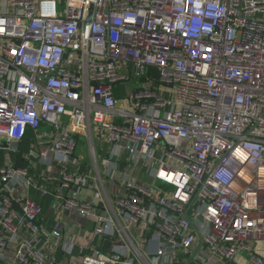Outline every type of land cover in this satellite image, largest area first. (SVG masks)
<instances>
[{"label":"built area","instance_id":"built-area-1","mask_svg":"<svg viewBox=\"0 0 264 264\" xmlns=\"http://www.w3.org/2000/svg\"><path fill=\"white\" fill-rule=\"evenodd\" d=\"M0 141V264L73 254L35 192L79 264H264V0H0Z\"/></svg>","mask_w":264,"mask_h":264},{"label":"crops","instance_id":"crops-1","mask_svg":"<svg viewBox=\"0 0 264 264\" xmlns=\"http://www.w3.org/2000/svg\"><path fill=\"white\" fill-rule=\"evenodd\" d=\"M45 140H48V139H45ZM23 145H28V144H27V142H24L21 146H23ZM21 149H22V147H21ZM87 150H88V145H87ZM80 155L81 154H79L78 156L81 158V160L85 161V159L82 158ZM20 159H21L20 156L18 154H16L15 160H17V162L21 163L19 161ZM99 159L101 160V157H99ZM106 187L111 192H113L115 190H119L118 187L116 185L112 184L110 181H108V183L106 184ZM92 191H93V189L91 188V186L89 188H86V190L83 192L82 197L84 195L90 196V193ZM33 196L35 197L34 198L35 200L40 199V201L44 204L45 222H46L47 226L52 227L54 225L55 221L58 220V221H61L62 223H64V225L66 226V229L68 231L75 233V236H76L75 244H77V245L73 250V254L71 256H68L61 248H55L53 250V253H54V257L56 258V263L57 264H73L72 262L74 261V264H79L78 263V257L81 254L79 245H83V246L87 245L88 241L86 239V236L88 235L89 232H91V230L93 228L92 222L86 221L83 218L79 217L77 215V213L74 211L69 212L67 214L61 213L58 217L56 213H53L50 210V204L53 200L51 196H46V197L41 196L40 197L37 192L33 193L32 197ZM90 240L92 241L93 244L97 243L96 238H91ZM253 246H254L253 247L254 253L258 254L264 258V240H256L255 243L253 244ZM249 255H250V252L248 250H240L238 255H237V264H246L249 260V258H248ZM75 260H77V261L75 262ZM4 264H8V263H4Z\"/></svg>","mask_w":264,"mask_h":264},{"label":"rangeland","instance_id":"rangeland-1","mask_svg":"<svg viewBox=\"0 0 264 264\" xmlns=\"http://www.w3.org/2000/svg\"><path fill=\"white\" fill-rule=\"evenodd\" d=\"M63 7V5H61V7H59L60 9ZM143 78H134V79H132L131 80V82H130V87L131 86H133V85H137V84H139V83H142V80ZM123 89V87H119V95H124L125 94V91H120V90H122ZM127 107L129 108V105H127ZM40 130V129H39ZM41 130H43L44 131V133H47L48 134V136L51 134V129H50V127L48 126V125H44V126H42L41 127ZM50 138V136L49 137H46V138H44V139H42V141L43 140H45V139H49ZM22 147V150L24 151V152H29V147H28V145H23V146H21ZM20 147V148H21ZM21 150V149H20ZM75 153L77 154V155H79V154H81L80 156L82 157V158H84L85 159V161L87 162V163H89V161H90V153H88V150H87V141H86V138L84 137V136H79V138H78V140H77V147H76V149H75ZM95 171V170H94ZM56 172H57V170H56Z\"/></svg>","mask_w":264,"mask_h":264},{"label":"trees","instance_id":"trees-1","mask_svg":"<svg viewBox=\"0 0 264 264\" xmlns=\"http://www.w3.org/2000/svg\"><path fill=\"white\" fill-rule=\"evenodd\" d=\"M149 74H150V76L152 77V78H154V77H156L157 76V73H156V71L155 70H150L149 71ZM22 150V149H21ZM23 151V150H22ZM19 156H21L20 155V153L18 154ZM20 162H21V164H23L24 165V161L22 160V159H20L19 160ZM33 198H35L34 196H33ZM40 201V200H39ZM40 203L42 204V207H43V209L45 210V208H44V204L40 201Z\"/></svg>","mask_w":264,"mask_h":264},{"label":"water","instance_id":"water-1","mask_svg":"<svg viewBox=\"0 0 264 264\" xmlns=\"http://www.w3.org/2000/svg\"><path fill=\"white\" fill-rule=\"evenodd\" d=\"M0 146H7V143L4 141H0ZM199 238H200V236H199Z\"/></svg>","mask_w":264,"mask_h":264}]
</instances>
